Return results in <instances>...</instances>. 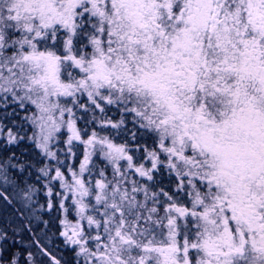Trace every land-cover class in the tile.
<instances>
[{"label":"snow or ice","instance_id":"obj_1","mask_svg":"<svg viewBox=\"0 0 264 264\" xmlns=\"http://www.w3.org/2000/svg\"><path fill=\"white\" fill-rule=\"evenodd\" d=\"M0 264H264V0H0Z\"/></svg>","mask_w":264,"mask_h":264}]
</instances>
